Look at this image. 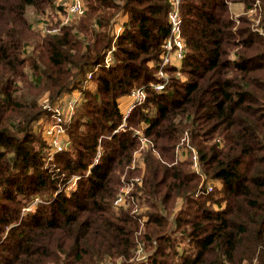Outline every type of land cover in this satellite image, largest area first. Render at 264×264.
Masks as SVG:
<instances>
[{
    "label": "trees",
    "instance_id": "1",
    "mask_svg": "<svg viewBox=\"0 0 264 264\" xmlns=\"http://www.w3.org/2000/svg\"><path fill=\"white\" fill-rule=\"evenodd\" d=\"M232 3L256 8L264 29V0H182L185 57L167 68L166 90L148 87L114 133L120 99L158 81L171 0H85V14L47 35L27 12L55 17L56 0H0V264H136L138 240L146 264H264V33L250 15L235 18ZM113 47L114 64L84 88ZM76 89L85 101L68 127L71 147L51 169L35 123L50 115L44 101ZM136 128L154 144L142 150L144 168H131ZM186 132L204 187L215 183L209 193L196 195L191 158L177 160ZM75 174L77 189L60 191ZM122 176H143V225L113 207ZM35 197L42 202L24 213Z\"/></svg>",
    "mask_w": 264,
    "mask_h": 264
},
{
    "label": "built area",
    "instance_id": "2",
    "mask_svg": "<svg viewBox=\"0 0 264 264\" xmlns=\"http://www.w3.org/2000/svg\"><path fill=\"white\" fill-rule=\"evenodd\" d=\"M181 2L182 0H171V9L168 13L169 22V34L163 44V52L159 63L157 64L158 70L156 73L157 82L149 83L141 87H136L132 90L127 97L131 98V103L123 111V123L114 131V133L120 131L126 127V120L131 111L138 105L146 102L148 98V87H151L157 92H163L166 90L169 84L170 77L167 72V68L172 65H180L186 54V41L183 35V19L181 14ZM58 6L63 7L64 11L59 9L56 11L55 17L49 15L37 16V22L34 23L35 29L40 31L43 35L55 34L60 32L61 27L71 23L76 17H80L85 14L86 6L85 0H60L57 3ZM260 13V12H259ZM252 18L253 24L261 33H264V29L260 28L262 23L261 15H257V9L252 8L247 11ZM60 20L59 24L55 26V21ZM123 27L119 24L116 27V35L122 32ZM115 47L108 51L103 64L96 65L92 70L88 71L84 80V88H90L93 83V75L98 71L100 66L110 67L114 64V52ZM85 101L84 93L80 89H76L71 93L65 94L63 97L58 99L55 103H49L44 101V108L50 113L49 116L40 118L35 123V130L39 131L43 140L46 143L44 150V161L45 166L51 169L55 168V159L57 154L66 152L71 147V140L68 134V127L77 111V109ZM134 134L139 138L141 142V149L136 151L134 154V161L132 162L131 168L140 166L145 167V163L142 159V150L148 148L149 145L154 146L148 137L144 134L143 128L134 129ZM177 160H183L187 157L191 158L192 167L196 173L202 177V182L198 188L197 196L201 193H209L213 190L215 183L209 182L207 187H204L205 174L201 169V163L198 155V151L195 146L191 144L189 133L186 132L181 138L180 143L176 147ZM102 156L101 143L98 146V150L91 164L89 170L84 174L87 176L91 173L92 168L99 162ZM83 175H73L61 188L70 193L77 189L78 180ZM123 185L120 187L117 196L114 200L113 207L115 210L131 209L143 225L147 219V209L145 203V197L142 191L143 187V176L131 177L127 179L122 176ZM39 202L42 200L39 197H35L24 209L23 212H29L35 209ZM146 243L143 240H138L135 246V262L136 264H146L150 252L146 248ZM122 258L114 260L109 258L105 263L102 264H121Z\"/></svg>",
    "mask_w": 264,
    "mask_h": 264
},
{
    "label": "rangeland",
    "instance_id": "3",
    "mask_svg": "<svg viewBox=\"0 0 264 264\" xmlns=\"http://www.w3.org/2000/svg\"><path fill=\"white\" fill-rule=\"evenodd\" d=\"M240 4H235V3H232V8H231V12H232V14H233V16L235 17V18H238V17H240L241 15H243V14H247V12H246V10L243 8V6H242V8L239 6ZM249 15V14H248ZM27 16L29 17V19H32L33 21H34V23H36L37 22V18H35V13H34V10H33V8H31V7H29V9H28V12H27ZM251 17V16H250ZM252 19V18H251ZM252 23H253V21H252ZM252 27L256 30V27L254 26V24H252ZM258 31V30H257ZM259 32V31H258ZM259 33H261V32H259ZM262 34V33H261ZM93 84H94V82H93ZM96 87V86H95ZM95 87H93V86H91L90 88H88V89H92V90H95ZM121 102V108L123 109V110H125L126 109V107L127 106H125L123 103H124V101H120ZM131 102V100L129 99V103ZM182 205V202L181 201H179V203H178V207H180Z\"/></svg>",
    "mask_w": 264,
    "mask_h": 264
},
{
    "label": "crops",
    "instance_id": "4",
    "mask_svg": "<svg viewBox=\"0 0 264 264\" xmlns=\"http://www.w3.org/2000/svg\"><path fill=\"white\" fill-rule=\"evenodd\" d=\"M59 1H60V0H56V2H57V3H58ZM239 6L242 8V6H241V5H239ZM35 15H36V14H35ZM35 17H36V16H35ZM124 20H125V19L123 18V19H122V21H121V23H123V22H124ZM92 86H93V87H95V84H93V83H92ZM129 99L131 100V98H130V97L123 96V97L120 99V101H124V103H123V104H124L125 106H127V107H128V105H130V103H131V102L129 103ZM120 104H121V102H120ZM127 107H126V108H127ZM122 110H123V109H122Z\"/></svg>",
    "mask_w": 264,
    "mask_h": 264
}]
</instances>
